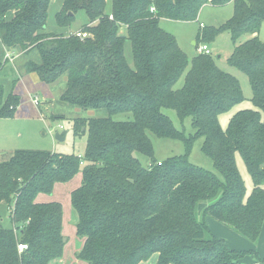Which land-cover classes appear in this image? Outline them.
I'll list each match as a JSON object with an SVG mask.
<instances>
[{
  "label": "trees",
  "instance_id": "trees-1",
  "mask_svg": "<svg viewBox=\"0 0 264 264\" xmlns=\"http://www.w3.org/2000/svg\"><path fill=\"white\" fill-rule=\"evenodd\" d=\"M53 1L0 0V73L16 54L37 51L39 60L23 64L26 75L36 74L47 86L65 78L60 101L86 116L98 111L106 115L72 119L74 137L87 136L83 156L16 150L0 161V205L9 207L12 221V228H6L0 219V264L62 259L67 243L63 206L37 198L51 196L57 184L78 174L82 181L71 193V204L78 214L76 235L83 240L77 258L87 264H242L252 252L228 247L198 210L205 204L203 217L253 243L260 236L264 42L259 35L264 0H62L57 26L69 29L83 12L88 23L78 30L88 34L84 39L48 31ZM230 3L233 16L217 28L200 24L196 39L198 48L229 34L233 52L227 63L248 77L252 89L254 109L238 110L224 130L220 116L246 99L239 80L223 71L212 53L190 60L161 21L198 22L204 7ZM127 41L132 64L125 54ZM17 81L8 93L0 85V120L15 117L21 105ZM166 110L175 111L182 123L191 119L195 134L186 137L178 131ZM123 114L132 119H114ZM149 133L181 139L188 150L204 138L202 150L215 172L192 164L187 156L158 165ZM136 154L149 158L150 165L145 167ZM238 155L253 183L250 195ZM20 244L27 250L20 252Z\"/></svg>",
  "mask_w": 264,
  "mask_h": 264
},
{
  "label": "rangeland",
  "instance_id": "rangeland-1",
  "mask_svg": "<svg viewBox=\"0 0 264 264\" xmlns=\"http://www.w3.org/2000/svg\"><path fill=\"white\" fill-rule=\"evenodd\" d=\"M62 5V0H54L49 8V32L75 33L79 31L78 29L83 24L88 23L85 14L80 12L77 15L76 22L69 29L58 27L56 24V15L61 11ZM233 14L234 5L231 3L221 8L209 5L204 7L200 12L198 22L162 20L161 27L175 37L179 47L188 55L189 59L192 60L193 57L198 54L197 48L193 45V42L197 39L200 24L203 23L206 27L217 28L226 23ZM259 37L260 40L264 42V25ZM200 44L202 45L205 43ZM207 45L209 46L213 57L216 59L218 66L223 71L232 74L239 80L246 98L241 105L238 107L236 106L230 112L220 116V124L222 128L226 130L231 117L238 110L254 109L251 102L252 89L248 77L227 63V59L233 52V43L229 34L224 33L214 42H210ZM125 54L128 62L132 64L133 55L129 41H127L125 45ZM13 57L14 60L11 61V58L6 68L0 73V85H3L8 93L12 88V78H21V76H23L25 80L17 87V92L15 88V93H20L22 100L21 105L17 109V114L13 118L0 120V161L6 160L10 153L16 150L46 151L64 155L76 154L83 156L86 148L87 136L84 135L81 138L74 137L72 119L78 117H104L106 115L105 112H88L86 116L85 112L82 113L80 110L75 111L77 109L60 101L59 95L66 86L65 78L60 79L53 85L47 86V88H39L36 85L34 76L26 75L22 68L27 59L39 60L40 56L37 51H33L30 56L16 54ZM183 83L184 77L180 79L176 87H182ZM41 88L44 89L45 94L42 93ZM32 93H34V96ZM47 94L49 97L44 100V97H46ZM31 95L37 97L41 104L38 106H35L34 103L32 104L33 101L31 102V100L33 97ZM165 113L173 121L176 129L183 132L186 137L195 134L191 119H186L182 123L175 111L166 110ZM61 118H65L66 120ZM114 119L118 121H126L129 119L131 120L132 116L131 114H123L116 116ZM60 126H62V129ZM50 131H52V134H50ZM64 132L67 133L65 141L62 142L56 140V135ZM149 137L154 146V157L158 162H164L177 156H187L192 164L215 172L212 161L205 156L202 150L204 138L195 140L191 149L188 150L187 144L181 139H162L152 133H149ZM136 157L139 158L145 167H148L151 163V160L145 156L136 154ZM237 164L244 179L247 194L250 195L253 190V183L240 155L237 156ZM77 177L78 175L72 181L58 185L51 196L39 195L37 199V202H42L45 198H48V202H59L63 206V235L67 240L62 257L64 258L63 261H65V264H87L77 258L78 253L83 247V240L76 235L78 214L71 204V193L80 186L81 177H78V179ZM78 180L80 181L78 182ZM204 209L205 204L201 205L198 210L200 219H204ZM7 211L10 212L7 205H0V219L3 225L6 228H12V221L9 218V212ZM52 264L60 263L58 260Z\"/></svg>",
  "mask_w": 264,
  "mask_h": 264
},
{
  "label": "crops",
  "instance_id": "crops-1",
  "mask_svg": "<svg viewBox=\"0 0 264 264\" xmlns=\"http://www.w3.org/2000/svg\"><path fill=\"white\" fill-rule=\"evenodd\" d=\"M232 4V3H231ZM207 7V6H206ZM203 24V23H201ZM204 25V24H203ZM205 26V25H204ZM121 32H125V29H122ZM193 45L196 46V41H195V44L193 42ZM1 75V74H0ZM29 75H32L34 76L35 78V81H36V85L40 88H44L46 87L47 88V85L46 86H42L44 84H42L38 78V76L34 73L32 74H29ZM14 80H16V78H12V81L11 82H14ZM25 78H23V76H21V78H18V82L16 84V92L18 91V86L20 85V83L22 81H24ZM65 80V83H66V79ZM41 88V89H42ZM64 89V88H63ZM19 93V92H18ZM42 93L45 94V91L44 89H42ZM61 94V93H60ZM20 95V93H19ZM32 95L34 96V93H32ZM31 95V96H32ZM21 96V95H20ZM32 96V97H33ZM60 96V95H59ZM48 94L46 95V97H44V100L45 98H48ZM22 102V101H21ZM32 102V100H31ZM33 104V102H32ZM75 111H79L78 109L75 110ZM66 138V136H65ZM78 177H81V181H82V175L81 174H78ZM77 177V179H78ZM80 180H78L79 182ZM81 181H80V185H81ZM66 184V183H65ZM60 185V184H57L55 186V188ZM55 190V189H54ZM74 191V190H73ZM72 191V192H73ZM38 199V198H37ZM48 198H45L42 202H48L47 201ZM202 219V218H201ZM204 221L206 223V225L208 226V228L210 229V231L217 237V238H221L223 240H225L226 244L228 245V247H230L231 249H234V250H240V251H250L252 253L246 255L243 260H242V264H264V222H263V226H262V230H261V233H260V236L259 238L257 239L256 242H251L249 241L248 239H246L245 237H243L242 235H240L239 233H237L236 231H234L232 228L224 225L223 223L215 220L214 218L210 217V216H205L204 217ZM64 258H62L59 263L60 264H65L63 261Z\"/></svg>",
  "mask_w": 264,
  "mask_h": 264
},
{
  "label": "built area",
  "instance_id": "built-area-1",
  "mask_svg": "<svg viewBox=\"0 0 264 264\" xmlns=\"http://www.w3.org/2000/svg\"><path fill=\"white\" fill-rule=\"evenodd\" d=\"M154 10H155L154 8H151V11H152V12H153ZM111 19H112V17H111ZM201 26L204 27L203 24H201ZM75 35H76L77 37H79V38H82V39L88 37V34L82 32V31L75 32ZM197 51H198L199 54H207V55H209V54L212 53L211 50H210V48H209V46L206 45V44L199 45L198 48H197ZM8 56L11 58L10 54H9ZM32 101H33V103L35 104V106H38V105L41 104L40 101H39V99H38L37 97H33ZM60 128L62 129V126H60ZM50 134H52V131H50ZM158 165H161V162H158ZM25 250H27V245L20 244V245H19V251H20V252H23V251H25Z\"/></svg>",
  "mask_w": 264,
  "mask_h": 264
},
{
  "label": "water",
  "instance_id": "water-1",
  "mask_svg": "<svg viewBox=\"0 0 264 264\" xmlns=\"http://www.w3.org/2000/svg\"><path fill=\"white\" fill-rule=\"evenodd\" d=\"M194 44H195V42H194ZM66 132H64V133H62V134H57L56 135V140H58V141H65V136H66ZM67 240L64 238V242H66Z\"/></svg>",
  "mask_w": 264,
  "mask_h": 264
}]
</instances>
